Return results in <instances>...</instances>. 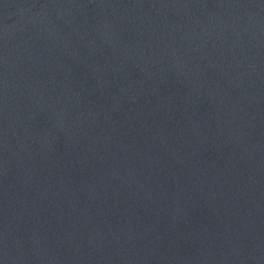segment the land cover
<instances>
[{
  "label": "water",
  "instance_id": "1",
  "mask_svg": "<svg viewBox=\"0 0 264 264\" xmlns=\"http://www.w3.org/2000/svg\"><path fill=\"white\" fill-rule=\"evenodd\" d=\"M0 264H264V0H0Z\"/></svg>",
  "mask_w": 264,
  "mask_h": 264
}]
</instances>
